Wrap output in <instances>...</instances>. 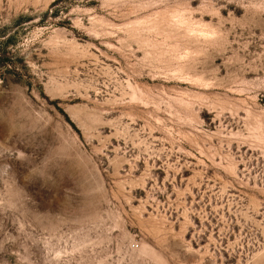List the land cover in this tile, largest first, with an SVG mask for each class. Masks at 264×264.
I'll return each mask as SVG.
<instances>
[{
  "label": "rangeland",
  "instance_id": "rangeland-1",
  "mask_svg": "<svg viewBox=\"0 0 264 264\" xmlns=\"http://www.w3.org/2000/svg\"><path fill=\"white\" fill-rule=\"evenodd\" d=\"M0 264H264V0H0Z\"/></svg>",
  "mask_w": 264,
  "mask_h": 264
},
{
  "label": "snow or ice",
  "instance_id": "snow-or-ice-1",
  "mask_svg": "<svg viewBox=\"0 0 264 264\" xmlns=\"http://www.w3.org/2000/svg\"><path fill=\"white\" fill-rule=\"evenodd\" d=\"M3 134V129L2 128H0V135H2Z\"/></svg>",
  "mask_w": 264,
  "mask_h": 264
}]
</instances>
